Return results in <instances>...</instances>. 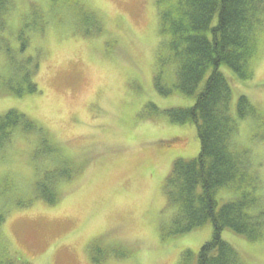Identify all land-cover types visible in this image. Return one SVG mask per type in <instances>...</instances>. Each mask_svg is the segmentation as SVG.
I'll return each mask as SVG.
<instances>
[{
    "label": "rangeland",
    "instance_id": "rangeland-1",
    "mask_svg": "<svg viewBox=\"0 0 264 264\" xmlns=\"http://www.w3.org/2000/svg\"><path fill=\"white\" fill-rule=\"evenodd\" d=\"M10 6L0 31V115L17 109L41 133L19 131L0 153V264H179L184 252L194 264L212 226L173 234L164 185L176 159L199 151L195 126L172 122L165 110L192 106L195 96L174 88L156 0ZM256 36L252 78L229 82L233 108L244 94L264 114V22ZM31 68L37 92L12 93L10 86L25 88ZM238 124L234 147L249 161L264 205V124ZM50 177L58 182L55 204L36 196L40 182L51 191ZM237 194L220 189L218 205ZM221 237L246 264H264V232L257 241L228 229Z\"/></svg>",
    "mask_w": 264,
    "mask_h": 264
},
{
    "label": "trees",
    "instance_id": "trees-1",
    "mask_svg": "<svg viewBox=\"0 0 264 264\" xmlns=\"http://www.w3.org/2000/svg\"><path fill=\"white\" fill-rule=\"evenodd\" d=\"M156 5L160 29L169 36L168 47L176 65L174 88L182 95L195 96L192 106L168 108L165 113L174 123H192L199 140L198 155L190 160L176 159L165 180L167 203L175 209L173 234L210 223L211 239L200 246L194 264H246L221 234L228 229L249 241L263 236V201L250 163L243 151L234 147V140L240 121L257 118L264 124V114L244 94L238 95L233 108L229 77L242 84L253 76L264 0H156ZM9 7L10 0H0V31ZM23 48L22 42L20 50ZM30 70L25 72V88L10 86L12 93L37 92ZM168 93V89L162 92ZM19 131L41 133V127L14 108L0 115V153ZM63 177L69 176L61 172L59 178ZM57 184L50 177L47 185L52 188L46 191L40 182L36 196L55 204L59 200ZM224 188L238 194L219 206L216 196ZM3 220L0 212V225ZM191 258L184 252L179 264H190Z\"/></svg>",
    "mask_w": 264,
    "mask_h": 264
}]
</instances>
